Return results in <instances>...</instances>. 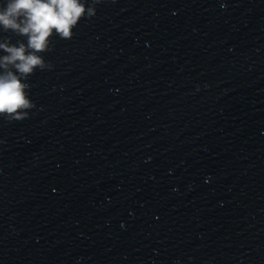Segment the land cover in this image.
Segmentation results:
<instances>
[{
  "label": "water",
  "instance_id": "obj_1",
  "mask_svg": "<svg viewBox=\"0 0 264 264\" xmlns=\"http://www.w3.org/2000/svg\"><path fill=\"white\" fill-rule=\"evenodd\" d=\"M154 264H264V0H247L205 146Z\"/></svg>",
  "mask_w": 264,
  "mask_h": 264
},
{
  "label": "clouds",
  "instance_id": "obj_2",
  "mask_svg": "<svg viewBox=\"0 0 264 264\" xmlns=\"http://www.w3.org/2000/svg\"><path fill=\"white\" fill-rule=\"evenodd\" d=\"M101 0H6L0 7V29L26 38V43L10 39L0 42V117L21 121L35 107L29 98L28 80L36 69L52 65L41 53L51 50L55 34L68 40L82 18L96 15L95 5Z\"/></svg>",
  "mask_w": 264,
  "mask_h": 264
}]
</instances>
